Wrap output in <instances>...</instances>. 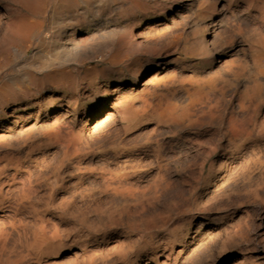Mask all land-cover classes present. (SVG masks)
<instances>
[{
  "label": "bare ground",
  "instance_id": "1",
  "mask_svg": "<svg viewBox=\"0 0 264 264\" xmlns=\"http://www.w3.org/2000/svg\"><path fill=\"white\" fill-rule=\"evenodd\" d=\"M175 2L177 8L165 9ZM156 11L160 20H147ZM153 57L162 59L148 65ZM16 59L24 67L0 86V145L24 142L27 153L11 157L0 176L5 168L22 171V160L32 161L28 153L53 142L62 161L77 170L79 163L69 158L82 143L96 167L94 184L108 203L127 207L118 219L129 230L133 214L141 228L164 222L157 214L159 198L147 202V191L163 197L191 186L236 189L264 174V0H0V70ZM72 60L80 66L76 70H69ZM149 75L159 83L144 82ZM104 76L117 83H99ZM99 96L106 101L96 102ZM85 99L95 106L82 113L64 110L63 103ZM54 102L62 104L53 114L45 112ZM44 124H51L52 137L35 146L31 137ZM205 156H216L208 180L194 179L195 172L187 179L176 174L177 166ZM46 163L42 155L40 166L34 161L26 171L40 172ZM29 187L21 195L32 196ZM19 197L4 202L0 194V208L12 211L0 216V264H44L59 243L44 238L47 220ZM25 217L39 227L32 241L20 231ZM6 220L19 227L6 233ZM205 227L198 226L195 238ZM213 235L202 234L198 245ZM148 245L142 264L173 248L163 237ZM101 252L99 245L84 244L67 264H78V257L90 262Z\"/></svg>",
  "mask_w": 264,
  "mask_h": 264
},
{
  "label": "rangeland",
  "instance_id": "2",
  "mask_svg": "<svg viewBox=\"0 0 264 264\" xmlns=\"http://www.w3.org/2000/svg\"><path fill=\"white\" fill-rule=\"evenodd\" d=\"M171 7L177 8L178 3L167 4L165 9ZM161 17L162 12L156 11L147 16V20H160ZM154 49L159 51L161 48ZM162 57L150 58L147 64L157 65ZM22 67L24 63L16 59L10 62L9 67L0 70V86L4 83L6 75L13 74ZM78 67L80 66L73 60L69 63V70H76ZM106 68L107 66H99V69ZM143 81L150 85L159 83L153 75L145 77ZM99 83H107V86H110L117 82L112 76H104L99 79ZM46 91L52 90L47 88ZM58 93L67 96L71 92L59 90ZM106 99L99 96L96 102L102 103ZM94 102L85 99L78 101L74 106L63 104L65 111L71 108L82 113L94 107ZM60 104L62 103L54 102L45 106V112L53 114ZM6 109L10 114L8 107ZM29 112L37 110L31 108ZM24 113L22 110L17 112L18 115ZM40 129L31 137L37 142L35 146L43 145L52 137L51 124H44ZM108 130L110 131L111 127L106 129ZM165 138L168 140L170 136L167 135L163 139ZM145 142L144 138L140 139L135 146L140 147ZM24 147V142L0 145V169L5 167L11 157L23 158L27 153L26 150L22 151ZM29 154L32 161L22 160V171L15 172L10 168L2 171L0 194L4 202L19 195L21 201L32 206L35 213L43 214L47 220L41 234L45 239L56 237L59 248L43 258L44 264H67L73 261V254H80L81 246L84 244L99 245L102 252L87 263H81L78 257V264H142L145 257L150 254L148 243L157 237L170 240L173 248L152 264L164 262L172 264L179 251H182V254L175 259V264H264V174L236 189L213 190L204 185L191 186L170 189L163 197L158 190L147 191V202L152 203L155 201L154 198H159L161 207L157 214L164 218V222L141 228L138 226L137 216L133 214V225L129 230H125L118 217L127 212V207L108 203L102 189L94 184L96 167L91 162V155L83 152L82 143L73 149L69 158L77 160L79 163V166L75 167L77 170L62 161V151L54 142L42 152ZM42 155L47 157V169L41 168L40 172L28 173L26 168L33 166L34 161L40 166L39 160ZM215 157H200L177 166L175 172L185 179L191 178L190 172H195L194 179L208 180ZM247 179L244 178L246 181ZM28 184L33 195L27 196L25 193L21 195L24 186ZM77 189L79 194H76ZM7 190L9 191L6 192ZM4 207L0 208V216L3 215L1 213L12 212L11 209ZM24 219L26 224L23 223L20 231L32 241L33 234H36L39 227L28 217ZM3 222L2 228L6 233H9L10 227H19V224L10 220ZM200 224L206 225L200 231V237L207 232L214 233L212 240L206 245H198L200 237L195 238L194 235ZM27 245L24 244L23 249H29ZM118 247H122V253L116 250ZM6 248L10 249V246L6 245ZM19 250L21 249L16 252Z\"/></svg>",
  "mask_w": 264,
  "mask_h": 264
}]
</instances>
